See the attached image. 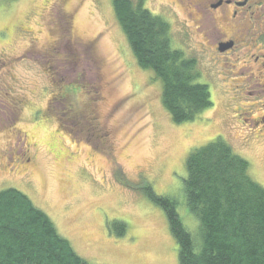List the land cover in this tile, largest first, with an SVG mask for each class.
<instances>
[{"label": "rangeland", "instance_id": "rangeland-1", "mask_svg": "<svg viewBox=\"0 0 264 264\" xmlns=\"http://www.w3.org/2000/svg\"><path fill=\"white\" fill-rule=\"evenodd\" d=\"M145 2L210 87L214 106L195 121L170 117L162 81L138 65L112 0H0V191H23L92 264H179L167 216L142 187L175 199L196 239L186 158L219 137L264 186V82L245 72L259 53L253 37L220 54L213 20L190 17L198 0ZM252 2L246 14L260 25L264 0Z\"/></svg>", "mask_w": 264, "mask_h": 264}, {"label": "trees", "instance_id": "trees-1", "mask_svg": "<svg viewBox=\"0 0 264 264\" xmlns=\"http://www.w3.org/2000/svg\"><path fill=\"white\" fill-rule=\"evenodd\" d=\"M146 0H112L117 23L133 56L162 81V102L177 124L192 122L213 100L200 77L195 57L174 46L171 23L146 7ZM184 190L188 209L199 224L194 239L177 201L142 190L165 212L178 246L179 264H264V186L250 162L222 137L189 153ZM119 235L126 223L114 220ZM0 264H92L61 236L43 209L20 189L0 191Z\"/></svg>", "mask_w": 264, "mask_h": 264}, {"label": "flooded vegetation", "instance_id": "flooded-vegetation-1", "mask_svg": "<svg viewBox=\"0 0 264 264\" xmlns=\"http://www.w3.org/2000/svg\"><path fill=\"white\" fill-rule=\"evenodd\" d=\"M193 1V0H190ZM253 0H198V3H192L190 5V17L194 21H212L213 20V48L216 52L222 54L224 51H230L235 49L238 44L249 41L246 38L252 36L254 41L251 42L253 47L259 50L258 55L251 54L248 56L247 69L245 72H249L254 68L253 75H258L264 82V20L261 24H253L251 18L246 13L248 7L252 6ZM252 16L254 12H251ZM204 17L207 20H204ZM249 18V19H248ZM259 18V17H257ZM216 38V40H215ZM218 40V42H216ZM231 46L225 48L228 44ZM256 44L258 46H256ZM229 53V52H228ZM252 57L254 59H252ZM257 71V72H256ZM242 73V72H241ZM262 87L261 92H264V84H260ZM90 119H96L95 116H90ZM259 121L264 122V116H261ZM258 121V122H259ZM23 145V144H22ZM27 151H30L27 146ZM31 161V158L28 159Z\"/></svg>", "mask_w": 264, "mask_h": 264}, {"label": "water", "instance_id": "water-1", "mask_svg": "<svg viewBox=\"0 0 264 264\" xmlns=\"http://www.w3.org/2000/svg\"><path fill=\"white\" fill-rule=\"evenodd\" d=\"M231 46V43L230 44H228L227 46H225V48H228V47H230Z\"/></svg>", "mask_w": 264, "mask_h": 264}]
</instances>
